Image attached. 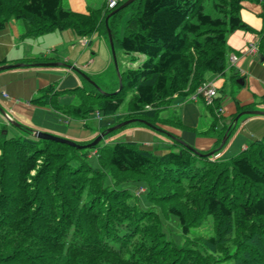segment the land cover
Masks as SVG:
<instances>
[{
  "label": "trees",
  "instance_id": "1",
  "mask_svg": "<svg viewBox=\"0 0 264 264\" xmlns=\"http://www.w3.org/2000/svg\"><path fill=\"white\" fill-rule=\"evenodd\" d=\"M243 1L134 0L108 21L115 42L116 25L131 8L119 45L145 56L120 73L121 86L87 91L95 105L58 100L83 86H50L32 102L77 116L95 109L110 115L132 87L118 121L156 125L174 95L194 93L208 72H225L228 34L250 29L240 16ZM115 8L106 0L87 12L62 0H0V30L14 18L25 23L22 37L68 28L81 37L105 33ZM221 99L207 104L217 132ZM12 125L11 133L0 130V264H264V134L216 158L218 151L206 155L175 141L174 148L128 140L80 149ZM162 213L177 219L180 243L165 232Z\"/></svg>",
  "mask_w": 264,
  "mask_h": 264
},
{
  "label": "crops",
  "instance_id": "2",
  "mask_svg": "<svg viewBox=\"0 0 264 264\" xmlns=\"http://www.w3.org/2000/svg\"><path fill=\"white\" fill-rule=\"evenodd\" d=\"M68 1L69 7L67 8L80 12H87L90 8L103 6L102 4L99 7H93V2L90 0ZM262 11L263 7L260 0H244L242 2L240 16L249 24L250 29L240 28L228 34L226 39L227 68L225 72L221 74L208 72L205 76V81L216 86V97H222L223 112L217 123V129L221 131L210 130L212 121L204 120L205 113L200 100H203L205 105L207 104L202 96H194L193 93L188 96L174 95L161 112L162 119L161 123L158 124L159 127H164L163 130H167L168 134L178 137L199 151L209 152L216 148L220 157H222L221 154H228L225 151H219L227 143L226 141L223 146L221 145L222 136L227 130L226 127L233 123L234 118L240 112L264 111V18ZM13 19L11 18L6 26L0 30V63L23 62L26 65L0 71V105L5 109L8 116L20 124L52 134L77 138L75 129L66 127L62 123V120H66L69 114L49 106L34 104L32 100L50 86L54 88V92H62L81 86L79 78L77 79L75 76L77 74L75 73V68H77L75 66L78 64L70 58L61 60L60 56L58 58L51 57L49 51L57 52L58 44H68L75 38L80 40L78 45L81 47H83L81 44L89 43L90 40L86 36H78L74 30L68 28L53 30L55 34H45L41 36L44 42L40 40L38 42L37 36L22 37L25 23L18 27V22ZM98 31L102 33L101 30ZM85 40L87 41L85 42ZM252 44L257 45L256 53L249 51ZM79 51L81 57L86 58L85 62L88 63L90 61L88 48L85 49L84 47ZM233 55L236 56L235 60L231 58ZM141 56L144 59L145 56ZM42 62H60L61 64L58 66L36 65ZM82 68L85 67L81 66L80 70ZM66 93L69 95L66 96ZM73 93H61L58 95V100L62 104H68L73 100V97L70 96ZM71 120L69 119L68 122L70 123ZM166 120H174L177 127L168 124ZM148 127L150 129L136 128L131 136H134L139 143L141 142L145 146L154 147V137L158 131ZM236 130L235 138L229 139L231 131L228 139L230 145L238 143L234 151H240L246 148L251 141L262 137L264 134V115H242L236 125ZM173 139V141L179 142L174 137Z\"/></svg>",
  "mask_w": 264,
  "mask_h": 264
},
{
  "label": "rangeland",
  "instance_id": "3",
  "mask_svg": "<svg viewBox=\"0 0 264 264\" xmlns=\"http://www.w3.org/2000/svg\"><path fill=\"white\" fill-rule=\"evenodd\" d=\"M93 2V7H99L100 5L105 3V0H90ZM69 1L68 0H63V6L64 7H69ZM98 5V6H97ZM131 13V8H127L121 15L119 22L116 25V30H115V35L117 39L114 42V49H115V56H116V62L118 66V71L116 69L115 63H114V58L110 46V42L108 39V34L107 32L101 33L100 31L93 32L91 35H87L86 38L89 41V43L81 44L83 47L79 46V39L75 38L70 41V43H65V44H58L57 46V52L55 51H49V55L51 57H56L58 58L59 56L61 57V60H66L70 58L73 62L77 63L78 66H75V73H77L75 76H77V79L79 78V83L81 82V86L85 88V90L79 89L77 92H74L70 96L73 97V100L79 103L81 100H86L87 103L95 105V99L90 98L88 95L87 91H93L96 90L103 91L105 92H112L115 88L120 86V76L119 74L123 72V70L127 68H132L136 67L143 59H142V54H136L137 56L126 54L120 47L119 45V40L124 33V28L125 24L127 21L128 16ZM16 20L18 23V27L23 26L24 21L23 20H18V19H13ZM22 24V25H21ZM59 32V31H56ZM54 33L53 31L50 32H45L37 36V40L41 42H44L43 37L45 34H51ZM55 34V33H54ZM46 38V37H44ZM46 43V42H45ZM44 43V45H45ZM42 46V45H40ZM76 47V48H75ZM85 47L88 48V53L90 56V61L87 63L86 58H82L79 49H83ZM46 52V51H44ZM43 52V53H44ZM142 59V60H141ZM17 63V62H14ZM86 63V64H84ZM72 66L71 64H68ZM84 66L85 68H82L80 70V67ZM84 69V70H83ZM81 71V72H80ZM79 74V75H78ZM89 78H87V76ZM67 94V93H66ZM64 94V95H66ZM134 90L132 87H127L125 94H124V100L123 103L121 104L120 108L118 109L116 114H110V115H105L103 112L98 111L95 109L94 112H86L84 115H73L69 114L67 116L66 120H62L63 125L66 127L69 126L71 129H75V135L77 138H69L61 135H57L60 137L67 138L69 140L75 141L77 143L83 144V142L89 141L91 138L95 137L98 135V132L101 128H106L109 129L115 125H117L119 122L118 121V114H124L128 111L130 101L133 97ZM195 95V93H193ZM67 94L66 96H68ZM200 104L202 109H204L205 113V121H212L211 122V127L213 122L216 120L215 115L211 113L209 110L208 105H205L203 100H200ZM3 108V107H2ZM214 108V107H213ZM70 117V118H68ZM69 119H72L70 123L68 122ZM28 121V120H26ZM161 123V119L156 120V128L158 132H156V136L154 137L155 142H154V147L158 148H165V147H172L173 146V137L172 135L168 134V131L165 130L162 131V127H159L158 124ZM165 122V121H164ZM168 124H171L173 127H177V123L172 120H166ZM5 125L8 127V130L10 133L16 128L12 125L10 121H8V118L5 116V109H0V130L1 127ZM237 125V124H236ZM231 126V125H230ZM145 128V129H150L148 126L140 122H131L123 127L114 129L107 133V136H104L102 140L100 141L102 144H107L108 146H112L114 143L118 141H128V140H136L134 136H131V134L134 132L136 128ZM159 127V128H158ZM182 128V127H181ZM220 128V127H218ZM35 129V128H32ZM38 129V128H37ZM35 129V130H37ZM211 131L212 128H210ZM236 126H234L230 138H235L236 136ZM94 138V139H95ZM224 139V134L222 136V140ZM227 139L226 145L221 148L219 151H225L228 154H221L222 157L228 158L233 155H236L239 153V150L234 151V148H236V145L238 143H232L230 145V141ZM137 141V140H136ZM82 142V143H81ZM141 143V142H140ZM86 144V143H85ZM143 145V143H142ZM150 146V145H149ZM232 151V152H231ZM237 152V153H236ZM236 153V154H234ZM216 158L220 157L219 154L215 155ZM93 165L96 163V156L94 154L90 155V158L88 159ZM137 190V189H136ZM138 191V190H137ZM141 202H143V196H140ZM146 204V203H145ZM162 219H163V224H164V230L167 233L168 236L172 237L176 241L180 243L182 240L183 236L181 233V229L178 226L177 219L172 216V215H165L164 213L161 214Z\"/></svg>",
  "mask_w": 264,
  "mask_h": 264
},
{
  "label": "water",
  "instance_id": "4",
  "mask_svg": "<svg viewBox=\"0 0 264 264\" xmlns=\"http://www.w3.org/2000/svg\"><path fill=\"white\" fill-rule=\"evenodd\" d=\"M134 0H125L123 3H121L117 8H115L114 10H112L106 17H105V24H106V27H107V34H108V39H109V42H110V46H111V50H112V54H113V58H114V63H115V66H116V69L118 71V66H117V62H116V56H115V49H114V41H113V36H112V33H111V30L108 26V21H109V18L117 13L118 11H120L121 9L127 7L130 3H132ZM61 63L60 62H42V63H38L36 65L38 66H58L60 65ZM26 65L25 63L23 62H17V63H7V64H1L0 65V71L2 70H7V69H13V68H17V67H22ZM81 72V71H80ZM87 76V75H86ZM120 76V74H119ZM87 78H89V76H87ZM90 79V78H89ZM120 86L122 84V78L120 76ZM0 109H4L2 108V106L0 105ZM244 114H259V115H264V111L262 110H249V111H243V112H240L237 114V116L234 118V121L233 123L231 124V126L233 125V128L234 126H236V124L238 123L239 121V118L244 115ZM5 116L8 118V121H10L12 124L14 125H21L20 123H18L16 120L12 119L10 116H8V114L5 112ZM143 122L145 123L146 125L152 127V128H156L155 125H153L152 123H150L149 121L145 120V119H141V118H129V119H126L124 121H121L119 122L117 125L109 128V129H105L104 131L100 132L96 138L89 142V143H86V144H80V143H77L75 141H72V140H69L67 138H64V137H60V136H57V135H54L52 133H49V132H46V131H42V130H35L33 129L32 131V134L34 136H37V137H42V138H45V139H49V140H55V141H58V142H62V143H65V144H68L70 146H73V147H77V148H82V149H85V148H90V147H93L95 146L97 143H99L102 138L104 136L107 135V133H109L110 131L114 130V129H117V128H120V127H123L131 122ZM229 126L226 130V133L224 135V139L222 140V146L225 144V142L227 141L228 139V135H229V129L230 127ZM159 128V127H158ZM162 131L165 132V130L162 129ZM166 133V132H165ZM172 137H174L175 139H177L180 143L184 144L185 146H188L189 148L199 152L197 149H195L194 147H192L191 145H189L188 143H186L185 141L179 139L178 137H175L172 135ZM217 150H212V151H209L207 152L206 155H213Z\"/></svg>",
  "mask_w": 264,
  "mask_h": 264
},
{
  "label": "built area",
  "instance_id": "5",
  "mask_svg": "<svg viewBox=\"0 0 264 264\" xmlns=\"http://www.w3.org/2000/svg\"><path fill=\"white\" fill-rule=\"evenodd\" d=\"M119 1L120 0H106V7L109 8V9H113V8H115L118 5ZM86 41L87 40H85V42ZM249 51L251 53H256L257 45L252 44L250 46V50ZM231 58H232V60H235L236 56L233 55ZM194 93H195L194 96H197V95L202 96L204 98L206 104H212L214 99H215V97H216V95H217V88L212 83H208L207 81H204L197 88V90ZM217 111H218L219 115H221V113L223 112V108L220 107ZM142 190H143V188H142Z\"/></svg>",
  "mask_w": 264,
  "mask_h": 264
}]
</instances>
